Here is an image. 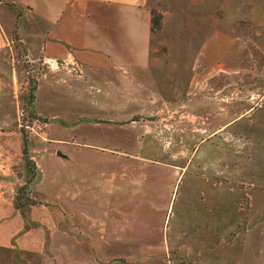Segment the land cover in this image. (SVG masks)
Returning a JSON list of instances; mask_svg holds the SVG:
<instances>
[{
    "label": "crops",
    "instance_id": "crops-1",
    "mask_svg": "<svg viewBox=\"0 0 264 264\" xmlns=\"http://www.w3.org/2000/svg\"><path fill=\"white\" fill-rule=\"evenodd\" d=\"M3 1L22 14L17 28L39 67L35 110L46 121L28 136L36 166L29 197L38 204L21 210L19 89L27 73L0 31V264H171L166 215L138 206L211 137L221 148L203 166L202 193L217 192L209 202H251L245 179L264 192V0H196L230 20L175 11L163 14L161 34L151 31V0ZM170 131L179 148L161 145ZM224 180L231 184L221 192ZM220 209L177 228L220 238L259 226V218ZM156 234L164 240L143 242ZM215 249L194 246L189 260L217 264Z\"/></svg>",
    "mask_w": 264,
    "mask_h": 264
},
{
    "label": "rangeland",
    "instance_id": "rangeland-1",
    "mask_svg": "<svg viewBox=\"0 0 264 264\" xmlns=\"http://www.w3.org/2000/svg\"><path fill=\"white\" fill-rule=\"evenodd\" d=\"M151 2L155 4V7L150 10V22L153 17L151 12L154 13V18L157 20L156 24H151V31L154 34H161L163 31V14H173L175 11V14L177 15H191L193 20L194 17L199 19L200 15H205V17L207 16L206 18H208V20H230V14L228 15L223 10H214L213 12L206 14L203 12V6L205 7V5H200V3L196 0H193V6L191 8L188 7L186 0H151ZM21 16L22 14L20 10H16L13 5H9L7 2L5 3V1L4 3H0V31L2 35H6V37L11 39L10 45L15 51L18 64L27 73V81L19 89V98L21 92L27 86L28 74L38 77L39 73L38 64L31 63L27 57V49L21 40L19 30L17 28V23L22 22ZM15 38L20 39V41ZM23 49L26 53L24 59L27 60L29 65L28 71L23 67L18 54L20 53L22 55ZM160 52H166V48H161ZM211 78L212 77L210 76L208 84L209 88L211 85ZM232 79L233 78L231 76L225 78L228 84L232 83ZM212 84L214 85V83ZM228 95L230 96V94ZM231 117V114L228 116L226 115L225 120ZM19 122L21 125L22 111ZM37 122L39 121H32L26 126L28 136L30 133L34 135L39 133L35 126L33 127V125ZM167 131L168 130H166V132ZM171 137L170 131L167 138L161 141V145L165 149L172 146L179 148L181 145L180 143L182 142L178 139H171ZM219 145L220 140L213 137L200 142L194 150L195 152L192 156V162L188 164L184 170L181 167L184 165L185 161L176 162L180 167L174 170V175L171 176L170 173H167L161 180L162 187L159 191L152 188L153 191L145 196L147 200L144 201V204L138 206V209L142 207L141 213L143 212V214L150 215L153 218L161 213L166 215L167 221L165 222L166 225H169V230L171 232L169 231L168 236L165 237V241L168 243L169 247L166 250L167 252H164V255L171 264H177L178 262L180 264H193L189 259L192 251L194 250V246L204 247L205 251L216 248L215 250L219 256L216 259L217 264H264V192L259 191L258 188L255 189L253 186L254 184L250 183L248 179H245L244 185L246 188H249L250 193H253V199L251 202L246 199H242L232 206H220L219 203V206H217L216 204L210 203L209 201L217 196L216 191L212 192L213 189L207 191L206 194L202 193V185L205 184V179L209 175V169L207 166L203 167L205 161L207 160L206 155L209 157L208 160L210 162V159H213V157L215 158L216 154L220 151L221 147ZM1 155L4 154L1 152ZM22 166L26 171L25 176L27 178L28 174L23 161ZM12 170L17 171L15 167H13ZM3 175L4 173L0 170V182L5 183L3 180L5 176L3 177ZM96 175L98 174L96 173ZM230 184L231 183H227L224 180L223 184L218 187L219 191L221 189V192H226ZM7 186L9 187V185ZM4 191H6L5 188ZM213 194H215V196H213ZM134 207L135 206L130 205L128 210L133 212ZM220 208H223L227 213L232 212L231 209L239 210V214H241V216H247V219H251L252 217H254V219L259 218V226L253 228L250 233L245 234L242 232L245 224H241L239 226L241 228L240 230L238 227L237 230L231 232L230 235L228 234L226 237L220 238L204 236V233H201L203 236L193 238L190 237L189 234L185 235L182 230L177 228L178 225H181L182 228L185 218H187V220L198 219L201 216L214 218L222 210ZM254 211L256 212L254 213ZM162 238L164 240V237L156 234L154 237L146 236L142 240L143 242L156 243L158 241H162ZM229 242L230 244L227 246V243ZM152 249L159 250L161 247L158 248L153 246Z\"/></svg>",
    "mask_w": 264,
    "mask_h": 264
},
{
    "label": "trees",
    "instance_id": "trees-1",
    "mask_svg": "<svg viewBox=\"0 0 264 264\" xmlns=\"http://www.w3.org/2000/svg\"><path fill=\"white\" fill-rule=\"evenodd\" d=\"M0 2H4L3 0H0ZM12 5V4H9ZM151 15L153 16L151 18V24H156L157 20L154 18V13L151 12ZM16 40L20 41V39L15 38ZM19 54V58L22 61L23 67L28 71L29 65L27 63V60L24 59L26 56V53ZM36 91H37V77L31 76L28 74V82L25 89L20 94V100H21V106H22V123L20 127V133L22 136V161L23 164L27 170V178L21 186L17 188V193L15 197V205L18 209L23 210L25 207L29 205L38 204L37 201L33 200L29 197V188L32 182L34 181L36 177V166L33 160L30 157L29 151H28V143H29V137L26 130V126L32 122V121H39V122H45L46 120L39 116L35 110V100H36ZM264 260V255H263Z\"/></svg>",
    "mask_w": 264,
    "mask_h": 264
},
{
    "label": "water",
    "instance_id": "water-1",
    "mask_svg": "<svg viewBox=\"0 0 264 264\" xmlns=\"http://www.w3.org/2000/svg\"><path fill=\"white\" fill-rule=\"evenodd\" d=\"M57 154H60L59 152H57Z\"/></svg>",
    "mask_w": 264,
    "mask_h": 264
}]
</instances>
